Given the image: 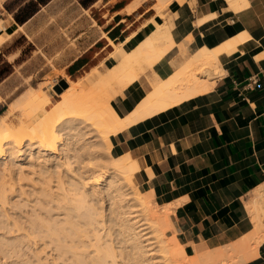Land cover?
Returning <instances> with one entry per match:
<instances>
[{
    "label": "bare ground",
    "instance_id": "1",
    "mask_svg": "<svg viewBox=\"0 0 264 264\" xmlns=\"http://www.w3.org/2000/svg\"><path fill=\"white\" fill-rule=\"evenodd\" d=\"M171 1L157 0L159 11ZM152 22L154 29L134 47L126 45L131 36L120 44L110 40L115 48L110 54L119 63L110 71L114 81L108 79V86L117 85L120 91L138 78L144 62L152 66L171 49L166 24ZM0 29L5 30L0 33L1 46L24 27L17 24L8 30L0 18ZM231 38L217 48H198L167 78L154 73L152 90L124 115L111 101L117 91L107 90L106 83L95 91L83 86L92 70L78 79L66 77L69 87L59 93L49 112L33 99L36 88L20 94L13 103L22 110L23 127L13 128L6 115L0 117V253L6 248L12 255H24L32 249L35 260L29 264H46L47 258L30 246L31 235L37 233L54 242L59 257L72 250L73 264H238L254 256L264 240V184L252 190L248 201L255 224L251 232L233 244L191 255L172 231H178L174 203L159 204L153 189L141 190L137 158L130 151L114 155L111 140L135 122L211 89L219 72V54L234 51L249 35ZM16 194L23 198L14 200ZM17 206L28 209L10 220L8 208ZM38 209L64 215L47 217ZM86 225L93 226L89 241L94 246L87 253L89 245L81 239L88 236ZM99 225L108 231L100 232Z\"/></svg>",
    "mask_w": 264,
    "mask_h": 264
},
{
    "label": "crops",
    "instance_id": "2",
    "mask_svg": "<svg viewBox=\"0 0 264 264\" xmlns=\"http://www.w3.org/2000/svg\"><path fill=\"white\" fill-rule=\"evenodd\" d=\"M156 3L78 0L82 12L73 21L89 14L91 23L75 36L79 48H73L64 69L77 77L89 71L107 58L110 40L131 36L126 45L135 46L154 29L152 19L166 24L173 41L153 65L152 75L160 78L172 75L198 48H217L239 33L249 35L234 51L219 54L211 89L112 136L113 150L137 158V179L145 190L153 189L160 204L174 203L172 217L183 242L204 240L206 249L233 244L254 229L247 205L264 184V0L175 1L169 16L159 14ZM96 9L99 16L90 15ZM83 34L86 40L78 41ZM152 85L141 76L112 103L124 115ZM247 260L238 264H264V240Z\"/></svg>",
    "mask_w": 264,
    "mask_h": 264
},
{
    "label": "rangeland",
    "instance_id": "3",
    "mask_svg": "<svg viewBox=\"0 0 264 264\" xmlns=\"http://www.w3.org/2000/svg\"><path fill=\"white\" fill-rule=\"evenodd\" d=\"M24 1L25 0H0V18L4 28L12 30L17 27L14 17L15 9L23 5ZM175 1L179 3L184 2V0H172L170 4L161 12L159 11L157 5H155V8L162 16L165 15L164 11L166 12V15L169 16V7ZM78 7V0H52L47 5L41 7V9L26 22L23 31H17L8 42L0 46V117L6 115L9 123L14 126L13 128L23 127L24 125L21 116L22 110L14 107L16 101L13 103L14 100L18 101L20 94L36 88L33 99L42 103L43 111L49 112L54 101L59 98V92L57 91L56 86L62 79L67 81L66 77L78 79L80 76L87 75V72L83 69V74L80 76L77 77L73 74L69 76L64 69V66L73 58V55L75 54V52H73V48H79V46L75 45V43L77 44L75 36L81 31L86 30L91 23L89 14H84L82 18L73 21V19L82 12V10H77ZM89 13L94 17L99 16L98 9L94 10L92 13L89 11ZM0 33H5V30L0 29ZM79 40H86V36L83 34L78 38V41ZM123 41L124 39L117 44H120ZM156 42L160 43L159 40H156ZM111 48L113 49L108 53L107 58H104L98 63V65L89 69V71H92L90 72L89 79L83 80L84 87L89 86L92 91H95V88L100 86L103 87V85L108 82L107 80L110 78V75L114 76L113 72L111 73L110 71H113L112 69L118 65L119 59L110 54L115 49L112 45ZM16 56L18 57L16 58ZM153 65L150 66L148 63L144 62L142 68L137 70V79L141 76H145L146 79L153 78ZM113 81L114 77L109 79V83H112ZM104 86H108L107 83ZM112 86L113 84L111 86L109 85L107 90L117 91L115 87L117 85ZM128 86H125L120 91H117L116 95L111 98V101L119 95H124L125 89ZM68 87L69 84L66 88H63L62 91ZM118 153L119 152L113 150L114 155H118ZM137 181L141 190L145 192L149 190H145V188L141 185V182L138 179ZM15 196L13 197L14 200H20V198H23L17 194ZM154 198L159 203L155 194ZM26 209H28V207L21 208L20 206H17L14 208H8V213L11 214L10 220L18 216V214H21L20 211ZM38 210L47 217L52 215V213L61 218H63L64 215L63 212H59L58 210H54L52 213H47L44 209ZM85 227H87L85 232L88 236H84L81 239L85 241L83 242L84 244L89 245L86 250L87 253L89 250L94 248V246L90 245L89 241L90 238H92L93 226L86 225ZM97 228L103 233L105 232V229L106 231L109 229L106 228V226L102 228L101 225L97 226ZM172 231L173 233L177 232L175 229H172ZM172 231H167V235H172ZM1 232H3V229L0 230V233ZM36 234L31 235V239L33 241H30V246L35 250L38 249V252L43 255V258H47L45 261L46 264H53L52 262L54 261L58 264H73L72 250H67V252L59 257L60 252L56 249L57 247L54 242H49L46 236L44 237L41 234ZM5 235L11 236V234L9 235L8 233H5ZM110 237V239H112V235ZM180 241L183 242L182 239H180ZM183 243L186 246L187 252L191 255L198 253L197 251L204 252L207 248L204 240H201L200 242L192 241L190 245L185 242ZM189 247L192 249H189ZM5 250L9 255L5 252ZM31 250L32 249H26V251L29 252L24 255H22V253L21 255H12V253H9L5 248V254L3 251L0 253V264H29L35 260V256ZM124 264L127 263L124 261Z\"/></svg>",
    "mask_w": 264,
    "mask_h": 264
},
{
    "label": "trees",
    "instance_id": "4",
    "mask_svg": "<svg viewBox=\"0 0 264 264\" xmlns=\"http://www.w3.org/2000/svg\"><path fill=\"white\" fill-rule=\"evenodd\" d=\"M49 0H28L26 3L21 5L17 11L14 13L15 20L22 24L26 20H28L32 15H34L38 9L40 4H45ZM85 3L86 0H82ZM72 73V72H71Z\"/></svg>",
    "mask_w": 264,
    "mask_h": 264
},
{
    "label": "water",
    "instance_id": "5",
    "mask_svg": "<svg viewBox=\"0 0 264 264\" xmlns=\"http://www.w3.org/2000/svg\"><path fill=\"white\" fill-rule=\"evenodd\" d=\"M68 86V83L65 79H62L59 84L56 86L57 91L60 93L62 92L63 88H66Z\"/></svg>",
    "mask_w": 264,
    "mask_h": 264
}]
</instances>
